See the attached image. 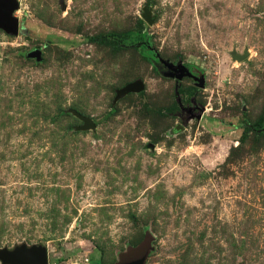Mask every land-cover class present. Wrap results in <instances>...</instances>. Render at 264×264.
Listing matches in <instances>:
<instances>
[{"label": "rangeland", "instance_id": "1", "mask_svg": "<svg viewBox=\"0 0 264 264\" xmlns=\"http://www.w3.org/2000/svg\"><path fill=\"white\" fill-rule=\"evenodd\" d=\"M16 1L18 33L0 27V247L264 264V0Z\"/></svg>", "mask_w": 264, "mask_h": 264}, {"label": "water", "instance_id": "2", "mask_svg": "<svg viewBox=\"0 0 264 264\" xmlns=\"http://www.w3.org/2000/svg\"><path fill=\"white\" fill-rule=\"evenodd\" d=\"M17 7L18 4L16 0H0V27L11 34H17L19 31V20L13 15ZM62 8H65L63 3ZM143 18L148 23L152 22L148 9H145ZM36 54L39 56L40 51L37 50ZM160 61L163 62L169 69L173 70L176 75L181 74L185 69L183 66L176 67L163 61L162 59ZM199 84L203 85L201 79H199ZM142 89V82L134 81L124 86L120 90V93L125 94L126 92L141 91ZM78 116L84 121L87 127H93L95 125L90 118L80 114H78ZM141 254L142 252L129 257L125 264H142L144 256ZM0 262L1 264H49L48 250L43 244L29 245L27 243H21L14 245L12 248L3 246L0 247Z\"/></svg>", "mask_w": 264, "mask_h": 264}, {"label": "trees", "instance_id": "3", "mask_svg": "<svg viewBox=\"0 0 264 264\" xmlns=\"http://www.w3.org/2000/svg\"><path fill=\"white\" fill-rule=\"evenodd\" d=\"M131 31H127L126 34H130ZM111 36H116V33H110ZM90 40H95V37H90ZM147 47V46H146ZM148 48V47H147ZM148 50L150 51V49L148 48ZM161 64H163L162 62H160ZM248 131V128H244L242 136L246 135ZM98 249V248H97ZM92 259H94L95 261H100L101 260V256L96 258L94 256H91Z\"/></svg>", "mask_w": 264, "mask_h": 264}, {"label": "flooded vegetation", "instance_id": "4", "mask_svg": "<svg viewBox=\"0 0 264 264\" xmlns=\"http://www.w3.org/2000/svg\"><path fill=\"white\" fill-rule=\"evenodd\" d=\"M161 62V61H160ZM163 63V62H162ZM171 71H173V70H171Z\"/></svg>", "mask_w": 264, "mask_h": 264}]
</instances>
